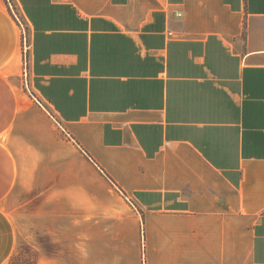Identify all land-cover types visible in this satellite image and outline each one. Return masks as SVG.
Instances as JSON below:
<instances>
[{"label": "crops", "instance_id": "0c3cea01", "mask_svg": "<svg viewBox=\"0 0 264 264\" xmlns=\"http://www.w3.org/2000/svg\"><path fill=\"white\" fill-rule=\"evenodd\" d=\"M10 2L0 264H264V0Z\"/></svg>", "mask_w": 264, "mask_h": 264}, {"label": "rangeland", "instance_id": "374dc122", "mask_svg": "<svg viewBox=\"0 0 264 264\" xmlns=\"http://www.w3.org/2000/svg\"><path fill=\"white\" fill-rule=\"evenodd\" d=\"M7 9L13 16L15 10L11 5V0H4ZM11 5V7H9ZM59 246L53 245L52 242L46 241L41 235H37L34 244L28 245L27 242L20 241L17 251L11 257L7 264H35L39 254L53 256L58 253Z\"/></svg>", "mask_w": 264, "mask_h": 264}, {"label": "built area", "instance_id": "2783aa9c", "mask_svg": "<svg viewBox=\"0 0 264 264\" xmlns=\"http://www.w3.org/2000/svg\"><path fill=\"white\" fill-rule=\"evenodd\" d=\"M11 7V5H9ZM13 18L16 22H19L16 14L13 13ZM21 47H22V73H21V81L22 86L28 93L31 92V85L29 80V71H28V61H27V46H26V38L25 34L22 32L21 38Z\"/></svg>", "mask_w": 264, "mask_h": 264}, {"label": "trees", "instance_id": "16d2710c", "mask_svg": "<svg viewBox=\"0 0 264 264\" xmlns=\"http://www.w3.org/2000/svg\"><path fill=\"white\" fill-rule=\"evenodd\" d=\"M102 174L105 176V178L108 180V181H110L113 185H115L114 184V182L102 171Z\"/></svg>", "mask_w": 264, "mask_h": 264}]
</instances>
